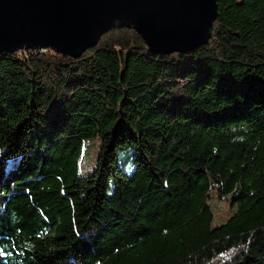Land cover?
<instances>
[{
    "label": "trees",
    "instance_id": "trees-1",
    "mask_svg": "<svg viewBox=\"0 0 264 264\" xmlns=\"http://www.w3.org/2000/svg\"><path fill=\"white\" fill-rule=\"evenodd\" d=\"M218 10L188 54L153 55L123 29L79 59L0 56V264H264V0ZM182 149L198 169L218 155L230 177L249 172L225 224L208 228L230 199L207 225L201 189L171 184Z\"/></svg>",
    "mask_w": 264,
    "mask_h": 264
},
{
    "label": "water",
    "instance_id": "water-1",
    "mask_svg": "<svg viewBox=\"0 0 264 264\" xmlns=\"http://www.w3.org/2000/svg\"><path fill=\"white\" fill-rule=\"evenodd\" d=\"M218 0H0V56L19 51L81 58L113 30H134L153 55L207 45Z\"/></svg>",
    "mask_w": 264,
    "mask_h": 264
},
{
    "label": "rangeland",
    "instance_id": "rangeland-1",
    "mask_svg": "<svg viewBox=\"0 0 264 264\" xmlns=\"http://www.w3.org/2000/svg\"><path fill=\"white\" fill-rule=\"evenodd\" d=\"M39 52V51H33ZM28 51H19V54H27ZM100 152V141L97 138H91L85 141V153L81 160V175L86 176L92 173L96 167V160ZM132 156V155H131ZM130 150L128 148H119L117 150V163L127 172L132 171ZM168 169L175 173L171 184L175 189L186 190L192 185L198 186L204 194L203 215L207 225L211 219L213 210L219 207L221 200L230 199L232 203L231 211H228V204L221 209H217L215 215L216 223L208 226L214 229L225 224L238 211L237 202L234 199L236 189L247 190L250 182V175L247 170H242L238 174L230 177L227 171L222 169V163L218 155L211 156L209 161L204 164L203 169H198L194 159L186 149H182L175 159L171 160ZM249 178H243L245 173ZM241 174V175H240ZM217 177V180L214 179ZM240 183V185H237ZM225 185V190H221V185Z\"/></svg>",
    "mask_w": 264,
    "mask_h": 264
},
{
    "label": "built area",
    "instance_id": "built-area-1",
    "mask_svg": "<svg viewBox=\"0 0 264 264\" xmlns=\"http://www.w3.org/2000/svg\"><path fill=\"white\" fill-rule=\"evenodd\" d=\"M16 54H19V52H18V53H16ZM28 54H37V52L28 51V53H27L26 55H28ZM19 55H21V54H19Z\"/></svg>",
    "mask_w": 264,
    "mask_h": 264
}]
</instances>
